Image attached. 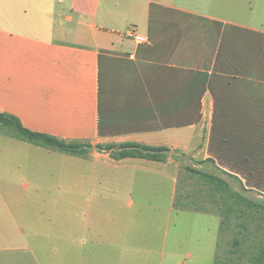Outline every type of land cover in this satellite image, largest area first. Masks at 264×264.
<instances>
[{
    "label": "crops",
    "instance_id": "crops-1",
    "mask_svg": "<svg viewBox=\"0 0 264 264\" xmlns=\"http://www.w3.org/2000/svg\"><path fill=\"white\" fill-rule=\"evenodd\" d=\"M0 113L93 146L71 155L0 131L17 141L3 160L23 152L32 162L2 180V202H80L137 185L150 200L145 187L162 185L174 210L189 211L173 207L185 154L264 197V0H0ZM124 142L169 151L163 161L117 160L94 147ZM40 156L51 161L46 176ZM1 213L0 264H42L35 233ZM65 239L69 256L83 252L77 264H123L104 230L71 225Z\"/></svg>",
    "mask_w": 264,
    "mask_h": 264
},
{
    "label": "rangeland",
    "instance_id": "rangeland-1",
    "mask_svg": "<svg viewBox=\"0 0 264 264\" xmlns=\"http://www.w3.org/2000/svg\"><path fill=\"white\" fill-rule=\"evenodd\" d=\"M0 131L4 132L1 125ZM15 144H17L15 139H8L0 134V183L5 178L17 180L23 172L22 168H25L27 163H32L26 159V154L23 152L11 164L2 159L3 146ZM180 157L182 158L179 160L177 184L185 191L192 190L196 193V187H201L202 183L189 177L188 174H183L185 165L199 164L192 156L190 157V154ZM49 162L50 159L40 156L34 161L35 169L41 170L42 175L46 176L45 166ZM200 169L216 173L209 162L202 164ZM222 176L229 181L233 189H240L235 180L228 179L229 177L223 174ZM22 181L23 179L19 182ZM106 187L108 189L109 186ZM141 188L143 187L138 185L133 188L122 187L117 191L120 192L118 194L114 195L108 191L103 197L80 202L0 201V212L4 217L9 216L8 211L11 212L9 227L22 225L35 233V239L31 238V241L36 244L35 252L42 264H67L68 257L77 264L83 253L82 250H77L74 256L72 253L69 256L65 248L66 229L71 225L80 230L89 227L91 232L97 228L104 230L106 236L115 239L116 244L122 246L110 254L112 258L121 257L123 264H213L219 217L174 210L168 200L166 186L145 187L152 197L150 200L141 197ZM243 193L251 199L264 201V197L254 191ZM203 202L210 209V213L218 214L216 207L210 201ZM23 220L32 222L27 224ZM231 236L232 234H229L226 237L222 247L228 245Z\"/></svg>",
    "mask_w": 264,
    "mask_h": 264
},
{
    "label": "trees",
    "instance_id": "trees-1",
    "mask_svg": "<svg viewBox=\"0 0 264 264\" xmlns=\"http://www.w3.org/2000/svg\"><path fill=\"white\" fill-rule=\"evenodd\" d=\"M0 125L5 134L40 145L51 150L71 154L86 155L93 147L88 142L65 141L48 134L31 131L22 126L18 118L0 113ZM99 151H107L113 159L126 157L145 158L163 161L169 148L150 146L136 142L96 144ZM209 161V159L203 160ZM184 174L202 183L192 190H183L177 184L173 207L177 210H189L210 213L205 202L210 201L218 212L219 226L213 264H264V201L247 197V191L237 180L240 189H233L224 176L186 165ZM227 177L232 176L219 170ZM205 198L206 200H204ZM203 199V201H201ZM232 234L230 242L222 247V242ZM228 240V239H227Z\"/></svg>",
    "mask_w": 264,
    "mask_h": 264
},
{
    "label": "built area",
    "instance_id": "built-area-1",
    "mask_svg": "<svg viewBox=\"0 0 264 264\" xmlns=\"http://www.w3.org/2000/svg\"><path fill=\"white\" fill-rule=\"evenodd\" d=\"M126 34L129 36V37H132L136 42L138 43H143L146 41V38L145 36L139 34L136 32V30L134 28H130L126 31Z\"/></svg>",
    "mask_w": 264,
    "mask_h": 264
}]
</instances>
